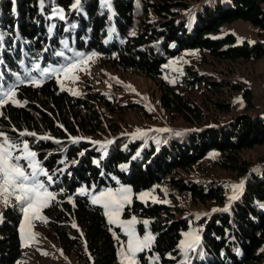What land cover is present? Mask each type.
<instances>
[{"label":"trees","instance_id":"trees-1","mask_svg":"<svg viewBox=\"0 0 264 264\" xmlns=\"http://www.w3.org/2000/svg\"><path fill=\"white\" fill-rule=\"evenodd\" d=\"M75 3L0 0V87L15 86L16 90L15 100L0 106V130L13 140L21 131L36 133L19 139L27 141L53 177L47 187L56 197L42 213L63 252L73 251L86 264H115L118 242L114 233L124 237L107 220L104 208L93 204L79 188L99 191L124 183L136 194L166 182L193 200L225 207L204 216L203 223L197 222L200 243L184 256L179 242L189 228L188 217L170 205L133 197L123 206L121 217L135 218L140 236L152 235L150 246L136 254L138 264H264V165L252 173L240 156L242 150L264 144V116L238 113L226 121L198 126L203 115L199 107L164 80L169 60L186 50L206 52L215 60L264 59V0H203L197 5L190 0H80L74 8ZM138 5L150 16L133 34ZM236 19L257 27L258 39L237 43L232 33L214 36L224 23ZM92 51L115 67L157 82L161 107L198 125L163 135L156 145L146 146L128 136L110 139V144L83 138L74 142L66 132L78 131L71 119L81 117L82 126L87 125L96 118L94 106L110 104L109 99L90 91L74 96L41 71L65 66ZM184 71L178 81L185 89L204 83L212 91L220 85L195 70ZM218 106L230 108L227 103ZM76 125L81 127L79 121ZM210 151L219 153L220 168L245 177L241 195L228 204L220 181L197 184L171 175L196 164ZM22 215L15 205L1 213L0 264H14L21 255Z\"/></svg>","mask_w":264,"mask_h":264},{"label":"rangeland","instance_id":"rangeland-1","mask_svg":"<svg viewBox=\"0 0 264 264\" xmlns=\"http://www.w3.org/2000/svg\"><path fill=\"white\" fill-rule=\"evenodd\" d=\"M202 1L190 0L194 5ZM139 6L135 15L133 34L137 32L136 30H140L142 23L148 20L147 16H150L146 13L145 9ZM227 33H232L237 43L243 41L253 43L258 39V28L243 19L224 23L220 27V31L214 36H223ZM89 56H92L91 60L87 59ZM79 59L84 62L77 69L67 74L60 73L59 75L53 71L49 75L54 77L61 89L66 90L72 95H74L73 92L78 93L74 96H84L87 91L100 92L109 99L110 104L95 105L94 107L97 110L95 114L96 118L85 126H82L81 117L79 119H71L78 130L77 132L66 131L68 137L71 139L83 138L92 142L99 141L100 143L98 144H105L106 141L117 136H128L135 141H144L146 146L149 143L156 145L162 142L161 138L163 135L169 136V134L194 129L198 124V126L210 125L226 121L238 113L264 116V59L215 60L210 58L206 52L186 50L169 60L166 65L167 74L164 80L177 91H181L184 97L189 98L199 107L203 115L202 120L197 122V125L188 124L179 116L170 114L161 107L160 85L144 74L115 67L105 57L98 55L94 51L83 54ZM61 67L64 66H49L46 68L55 70ZM184 68L195 70L203 75L206 80L217 81L220 85L212 91L207 89L204 83L195 85L192 89L180 87L178 80L186 74ZM43 70L41 74L46 75ZM76 77L78 79H75ZM221 103L229 104L230 108L228 110H221L222 108L218 106ZM78 121L81 127H77ZM138 129L143 134H137ZM164 129L167 131H161ZM240 156L248 162L249 170L252 173H257L261 170V166L264 165V144L244 149L240 152ZM218 157V152L210 151L196 164L185 170H175L171 175L175 178L193 180L197 184L206 180L220 181L225 186V203L228 204L232 201L230 200L231 196L235 194L237 199L241 195L244 189L245 177L240 176L236 172L220 168L216 163ZM241 183L242 187L239 191L234 192L233 185ZM121 188L131 190L129 193L130 202L135 197L140 201L167 204L170 205L172 210H180L183 215L188 217L189 228L182 233L179 242L181 251V242L191 238L190 236H186V234H194L201 237V231L197 222L215 210L225 207V205H219L210 201L203 203L193 200L188 196V193L180 192L166 182L152 185L149 189L139 191L136 194L133 193L132 187L129 184L124 183H118L112 187H103L99 191L84 187L78 190L87 194L88 198L92 201L93 197L98 196L101 191L111 189L115 193ZM49 190L54 193L50 188ZM145 193L148 195H142ZM13 205H15L14 202L9 205L0 203V221L2 211ZM99 205L103 207L102 204ZM121 213L122 210L119 214V221L116 223H111L109 217L106 215L107 220L113 226H118L120 232L124 234L122 238L118 233H114L118 242V257L115 264H127V260L121 253L126 252L129 237L120 222L133 219V217L123 219ZM40 216V219L33 220L31 225H28L24 223V216L22 215L18 229L21 242V255L14 264H86L84 261L78 260L73 251L69 253L63 252L60 242L51 235L47 218L42 213V210ZM200 223H203V220ZM22 224L24 227L23 234L21 232ZM136 224L137 221L133 227L138 238L143 239L145 236L152 237L150 232L140 236L136 231ZM29 233L35 234L34 239L30 240L26 238ZM22 235L24 236L23 239ZM196 247L197 245L195 249ZM195 249L189 251L193 252ZM189 251L187 254H189ZM182 253L184 256L187 255L184 251ZM136 254L134 259L136 264H138Z\"/></svg>","mask_w":264,"mask_h":264},{"label":"snow or ice","instance_id":"snow-or-ice-1","mask_svg":"<svg viewBox=\"0 0 264 264\" xmlns=\"http://www.w3.org/2000/svg\"><path fill=\"white\" fill-rule=\"evenodd\" d=\"M80 0H76L73 4L74 8L79 6ZM139 6V5H138ZM62 13V10H60ZM59 14V13H58ZM60 18L63 19V15L60 14ZM88 60L92 59V56L87 57ZM81 59H77L74 63L55 69H44L45 74H51L55 72L57 75L60 73L67 74L68 72L75 70L83 63ZM39 67V65H35ZM82 70V69H81ZM75 79H78L76 77ZM33 84L37 81L32 80ZM73 94H78L73 92ZM16 96L15 86H9L6 89L0 87V106L5 105L10 100L14 101ZM161 131H167L166 129ZM137 134H143L141 130H137ZM36 136L34 132L18 133V138L13 140L7 136V134L0 130V203L9 205L15 203V206L21 208L24 216V223L31 225L33 220L40 219V213L42 208L46 207L48 203L55 199V194L49 190L47 185L53 182V177L46 171L39 161L36 160V153L29 148L27 141H21L19 138L24 136ZM43 139H50V137H42ZM76 138H73L75 142ZM93 143H100L99 141H93ZM106 144L112 143V141H106ZM242 187V183L233 185L234 192H238ZM130 189L121 188L115 193L109 189L107 191H101L98 196H94L92 199L93 204H102L105 208V215L109 217L111 223L119 221V214L125 203L130 202L129 193ZM142 195H148L147 193ZM236 195L230 197V200H235ZM135 218L129 221H121V226L127 233L128 245L126 252H122V256L127 260V264H136L134 259L135 254L148 248L152 237L145 236L140 239L135 234L133 225L135 224ZM72 227H76L75 224ZM21 232L23 234L24 227L21 226ZM35 234H27L28 239H34ZM191 238L187 241L181 242L182 251L187 254L189 250H194L195 246L200 243V237L194 234H186ZM24 236L22 235V239Z\"/></svg>","mask_w":264,"mask_h":264}]
</instances>
